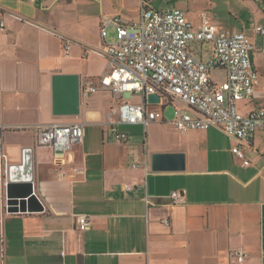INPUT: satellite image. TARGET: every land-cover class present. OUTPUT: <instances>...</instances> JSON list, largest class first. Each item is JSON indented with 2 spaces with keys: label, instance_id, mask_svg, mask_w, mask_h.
Returning a JSON list of instances; mask_svg holds the SVG:
<instances>
[{
  "label": "crops",
  "instance_id": "1",
  "mask_svg": "<svg viewBox=\"0 0 264 264\" xmlns=\"http://www.w3.org/2000/svg\"><path fill=\"white\" fill-rule=\"evenodd\" d=\"M0 4L6 23L0 124L8 166L7 174L0 171V264H239L234 252L246 253L242 264H264V133L244 148L249 167L233 154L236 142L217 128L182 134L165 119L147 128L121 127L129 141L118 143L106 125L112 94L82 96L83 84H98L109 66L97 54L105 19L131 24L143 7L177 8L195 27L249 37L260 85L238 109L264 108V0ZM66 41L72 42L69 55ZM55 124H84L85 137L64 154L39 146L36 128ZM153 154H184L186 168L154 172ZM30 192L38 202L21 205ZM176 192L182 203L175 204ZM82 215L92 219L84 233L77 231Z\"/></svg>",
  "mask_w": 264,
  "mask_h": 264
},
{
  "label": "built area",
  "instance_id": "2",
  "mask_svg": "<svg viewBox=\"0 0 264 264\" xmlns=\"http://www.w3.org/2000/svg\"><path fill=\"white\" fill-rule=\"evenodd\" d=\"M110 28L116 32V42L108 43ZM6 30L4 10L0 4V34ZM264 35V27L259 29ZM103 44L98 55L109 66L98 84L85 82L82 96L109 92L113 106L107 116L108 134L118 143L129 141L121 131L124 126L149 127L165 120V109L173 108L169 123L180 133L207 131L217 128L236 142L233 154L244 166H251L244 148H250L253 137L264 133V108L243 114L241 102L251 101L260 85V75L252 67L251 52L255 49L244 33L230 34L204 24L195 27L184 11L174 8L156 11L143 7L137 22L123 24L119 17L105 19L101 27ZM72 42H64L70 54ZM264 53V48L261 50ZM222 71L225 82L218 84L213 73ZM131 94L125 98V94ZM158 96V104L148 97ZM139 99V103H134ZM162 107L163 112L155 108ZM37 144L64 154L85 137V125H51L36 128ZM4 127L0 124V171L7 170L4 150ZM137 168L138 166H134ZM130 190V188H128ZM175 204L182 203L180 193L172 194ZM164 224L170 226L169 220ZM90 216L77 218V231L91 228ZM239 264L247 255L234 252Z\"/></svg>",
  "mask_w": 264,
  "mask_h": 264
},
{
  "label": "water",
  "instance_id": "3",
  "mask_svg": "<svg viewBox=\"0 0 264 264\" xmlns=\"http://www.w3.org/2000/svg\"><path fill=\"white\" fill-rule=\"evenodd\" d=\"M131 94L126 93L125 98H130ZM74 101L77 102V107H79L78 96H74ZM148 102L150 104H158L160 99L158 96L151 95L148 97ZM78 114L74 112L73 115ZM152 170L154 172H181L186 168V157L184 154H153L152 158ZM12 198V197H11ZM26 200H23L21 205L28 204L29 206L35 201L38 202L37 196L34 195V192H30L29 195L25 196ZM15 201H11L9 204L10 207L15 205ZM13 209V208H11ZM32 212V210L30 211Z\"/></svg>",
  "mask_w": 264,
  "mask_h": 264
},
{
  "label": "rangeland",
  "instance_id": "4",
  "mask_svg": "<svg viewBox=\"0 0 264 264\" xmlns=\"http://www.w3.org/2000/svg\"><path fill=\"white\" fill-rule=\"evenodd\" d=\"M180 10H182V9H180ZM106 41L108 43H110V44L116 42V32L113 29H110V31H109V37L107 38ZM224 77H225V74L222 71H216V72L213 73V78L215 79V81L218 84H223V82H225ZM139 102H140L139 99H135V101H134V103H139ZM155 109L158 110V111L163 112L162 107H157ZM173 111L174 110H173L172 107H167L165 109V119H166V121H171L172 120V118H173ZM152 135H153V132H152L151 129H149L148 130V136L151 137ZM145 137L146 136L144 135V133L142 131H139L137 140L140 143H142L143 141H145Z\"/></svg>",
  "mask_w": 264,
  "mask_h": 264
}]
</instances>
